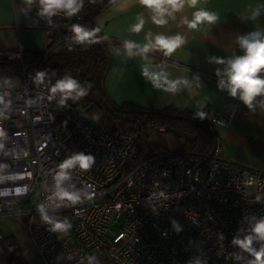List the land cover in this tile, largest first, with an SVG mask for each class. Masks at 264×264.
Instances as JSON below:
<instances>
[{"label":"built area","instance_id":"1","mask_svg":"<svg viewBox=\"0 0 264 264\" xmlns=\"http://www.w3.org/2000/svg\"><path fill=\"white\" fill-rule=\"evenodd\" d=\"M92 1L54 15L80 22ZM25 52L21 44L0 52L18 77L16 88L0 90V217L21 221L41 264H245L264 244L254 231L264 222V169L223 156L215 126L230 115L208 118L207 154L141 148L118 122L88 120L52 91L56 82L29 73ZM80 154L91 158L87 169L64 167ZM61 189L79 199H60ZM41 206L69 227L54 231ZM249 237L247 249L237 243Z\"/></svg>","mask_w":264,"mask_h":264},{"label":"crops","instance_id":"2","mask_svg":"<svg viewBox=\"0 0 264 264\" xmlns=\"http://www.w3.org/2000/svg\"><path fill=\"white\" fill-rule=\"evenodd\" d=\"M189 3L190 0L172 16L165 15L167 22L158 25L153 21L154 13L140 0H100L93 23L108 40L109 67L104 87L118 105L130 102L148 109L174 106L201 115L206 121L217 112L230 115L226 126H215L223 139V156L235 163L264 169V94L256 95L249 106L241 99L240 89L232 96L228 88L220 87L222 80L228 82L226 62L244 55L239 39L257 31L264 35V0H198L195 8ZM198 10L214 14L216 19L190 29L186 21H191ZM254 13H258L255 19ZM141 18L144 24L136 32L134 26ZM63 23L54 14L42 13L40 0H32L31 4L27 0H0V52L21 44L25 53H42L49 40L64 28ZM157 35H180L184 39L169 54L168 62L159 49L142 54L139 47H134L129 55L127 43L143 47L154 44ZM145 67L151 72L166 73L169 81H179L178 90L156 87L143 75ZM257 75L264 78V69ZM17 86L18 80L3 88ZM181 146L182 140L176 149ZM262 262L264 256L261 261L253 256L245 264Z\"/></svg>","mask_w":264,"mask_h":264},{"label":"trees","instance_id":"3","mask_svg":"<svg viewBox=\"0 0 264 264\" xmlns=\"http://www.w3.org/2000/svg\"><path fill=\"white\" fill-rule=\"evenodd\" d=\"M99 9V5L91 4L82 21H63L64 28L49 40L44 52L25 53L24 60L29 65V73L37 76V73L42 72L43 77L56 83L69 78L75 80L86 94L77 96L76 92H72L66 95L67 100L84 109L86 118L92 122L98 121L104 127H110L114 121L118 122L124 132L140 141L141 148L152 149L148 141L149 129L156 126L178 136L182 140L180 150L209 153L213 135L203 116L174 106L148 109L130 102L118 105L112 101L104 87L109 67L108 40L97 32L93 23ZM74 25L94 31V42H77L74 39ZM13 75L17 76L16 66L5 57H0V80ZM261 249H264V244L258 243L250 258ZM0 264H29L13 235L0 236Z\"/></svg>","mask_w":264,"mask_h":264},{"label":"clouds","instance_id":"4","mask_svg":"<svg viewBox=\"0 0 264 264\" xmlns=\"http://www.w3.org/2000/svg\"><path fill=\"white\" fill-rule=\"evenodd\" d=\"M141 4L150 9L153 15L154 23L158 25L165 24L167 21L163 19L165 15L172 16L175 11H180L184 4L188 0H140ZM27 3L31 4L32 0H27ZM83 0H40L42 5V13H47L49 15L55 14L59 10H64L65 15L72 16L75 15L82 6ZM198 0H190L189 6L195 8ZM258 13H254L252 18L255 19ZM216 19L214 14H209L207 11L198 10L193 14V19L191 21H186L190 29H196L198 26L207 21L208 23H213ZM144 20L141 18L139 23L134 26V31L139 32L142 29ZM73 32L75 33L74 39L83 43L85 41H93L95 37L94 31H88L80 25L73 26ZM184 43V39L180 35L174 37H165L163 35H157L155 37L154 44H148L143 47L135 45L134 43H127L126 47L128 49L129 55H132V49L134 47H139L140 53H147L151 49L163 50L165 55L171 54L177 47ZM240 47L244 50L243 56H236L229 59L227 63V68L225 69V75L228 78L227 84L222 80L220 82V87L228 88L232 96H236L237 90H241V99L251 105V101L258 94H264V78H260L257 73L264 69V35L260 32H254L246 37H241L239 39ZM219 63H225L223 60L217 61ZM219 74V73H218ZM143 75L148 77L156 87L164 88L166 91L175 92L178 90L179 81H169L167 74L164 72H151L148 67L143 69ZM38 78L42 79L44 73H37ZM59 90L65 95H71L72 92H76L77 96L85 95L84 89H81L78 83L73 79H64L58 81L53 87L52 91L56 92ZM90 157H86L83 154L78 155L74 161L70 160L64 167H70L75 163L83 169H87L90 164ZM65 178L64 174L57 177V184L59 185ZM2 179V178H0ZM19 192V189H17ZM60 199H68L72 202H76L79 199L78 194L65 191L61 189L57 193ZM43 219L53 224V230H65L69 225L56 223L52 221L45 213L43 206L40 208ZM254 231L259 235L261 239H264V222L257 223L254 226ZM251 237L246 241H237L244 248H248L251 243ZM256 261H261V257L264 256V249L260 252L254 253ZM264 264V262H262Z\"/></svg>","mask_w":264,"mask_h":264},{"label":"rangeland","instance_id":"5","mask_svg":"<svg viewBox=\"0 0 264 264\" xmlns=\"http://www.w3.org/2000/svg\"><path fill=\"white\" fill-rule=\"evenodd\" d=\"M9 77L10 78L4 77L0 80V90L3 87L12 86L17 83V76L13 75ZM148 141L151 142L152 145L150 146L152 147V149L156 148L153 149L154 151L160 150V148H163L164 150H175L181 144V139L174 133L168 132L167 130H157L150 132L148 136ZM153 144L156 146H154ZM120 221L121 219L118 222ZM118 227L119 225L117 223H113L110 225V229L112 231L118 230ZM5 235L15 236L22 251V254L24 255L29 264H41L35 254L28 232L25 227L21 224V221L18 218L0 217V236Z\"/></svg>","mask_w":264,"mask_h":264},{"label":"water","instance_id":"6","mask_svg":"<svg viewBox=\"0 0 264 264\" xmlns=\"http://www.w3.org/2000/svg\"><path fill=\"white\" fill-rule=\"evenodd\" d=\"M99 1H100V0H93V1H92V5H96V4H98Z\"/></svg>","mask_w":264,"mask_h":264}]
</instances>
